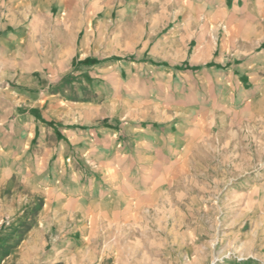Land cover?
Wrapping results in <instances>:
<instances>
[{"label":"crops","instance_id":"crops-1","mask_svg":"<svg viewBox=\"0 0 264 264\" xmlns=\"http://www.w3.org/2000/svg\"><path fill=\"white\" fill-rule=\"evenodd\" d=\"M174 2L171 16V0H0V217L37 231L63 223L84 230L93 194L106 186L82 166L105 168L136 153V140L123 153L126 144L113 139L120 124L100 113L106 97L74 101V86L192 76L264 82V0ZM163 126L149 129L145 161L130 167L179 151L162 138Z\"/></svg>","mask_w":264,"mask_h":264},{"label":"rangeland","instance_id":"rangeland-1","mask_svg":"<svg viewBox=\"0 0 264 264\" xmlns=\"http://www.w3.org/2000/svg\"><path fill=\"white\" fill-rule=\"evenodd\" d=\"M186 81L74 86V101L105 96L100 113L120 124L113 139L126 144L123 153L131 141L138 149L105 168L82 166L106 186L93 194L84 230L37 231L0 217V264H264V82ZM158 125L179 151L130 167L145 161Z\"/></svg>","mask_w":264,"mask_h":264}]
</instances>
